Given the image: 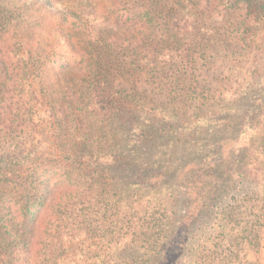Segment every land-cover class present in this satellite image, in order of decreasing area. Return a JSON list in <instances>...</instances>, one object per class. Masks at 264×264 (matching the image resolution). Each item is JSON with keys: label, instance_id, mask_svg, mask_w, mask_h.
Returning <instances> with one entry per match:
<instances>
[{"label": "rangeland", "instance_id": "obj_1", "mask_svg": "<svg viewBox=\"0 0 264 264\" xmlns=\"http://www.w3.org/2000/svg\"><path fill=\"white\" fill-rule=\"evenodd\" d=\"M0 1L1 15L15 22L0 26V42L12 36L14 42H25L31 49L30 74L17 70L8 79L0 71V196L9 202L15 184L11 179L32 175L34 157L38 164L44 160L47 164L64 162L69 155H61L70 146L86 142V132L91 143H100L98 123L89 129L66 107L59 126L55 119H43L35 99L32 101L41 77L50 88L54 84L67 91L79 88L83 93L91 89L90 77L61 67L66 58L78 56L68 44L69 40L78 41L72 27L79 21L73 11L94 13L97 21L92 26L98 28L95 24L104 19L102 12L107 6L114 5L116 14L126 17L138 0H60L54 5L41 0ZM165 1L199 12V21L214 34L212 42H205V56L197 57L196 73L207 97L205 104L183 106L166 100L168 90L158 89L146 73L121 83L129 101L152 114L161 136L153 138L139 156L132 155V144L125 148L131 159L111 165L118 181L101 169L99 156L104 158L106 151L99 154L94 147L92 152L85 151L93 157L91 164L90 159H81L84 172L100 178L103 171L111 185L87 188L88 183L80 188L85 195L73 192L74 199L66 209L74 213L64 217L73 224L64 228L70 233L58 250V255H65L58 264H264V104L254 96L264 89V18L254 19L259 3L247 7L248 11L231 8L235 19L226 20L218 0H212L209 8L198 7L194 0ZM130 24L127 22L129 29L120 31L118 43L134 42ZM50 56L47 68L32 75V61ZM119 81L115 82L118 89ZM21 95L24 101L19 100ZM163 110L172 119L163 118ZM38 111L44 109L38 106ZM200 161L226 167L216 172L218 190L211 208L191 220L187 204L193 202L194 207L205 202L187 198L189 189L204 181L206 167L201 166L200 171L196 165ZM84 177V181L89 179ZM64 194L57 191L59 196L66 197ZM157 223L164 228L153 243L166 242L167 230L178 234L173 235L160 263L157 257L151 260L146 256L152 232L149 227ZM180 248L182 255L175 261L174 252L181 253Z\"/></svg>", "mask_w": 264, "mask_h": 264}, {"label": "trees", "instance_id": "obj_2", "mask_svg": "<svg viewBox=\"0 0 264 264\" xmlns=\"http://www.w3.org/2000/svg\"><path fill=\"white\" fill-rule=\"evenodd\" d=\"M41 1L54 5L60 0ZM218 1L223 5L221 11L226 20L236 16L229 12L231 8L242 10L244 7L248 11L247 7H253L257 2L260 10L255 13L254 19L264 18V0ZM194 2L198 3V7L200 4L204 8H209L212 0H194ZM240 2L243 4L241 5ZM2 4L3 2L0 1V7ZM134 7V10L130 9L125 17L116 14L114 5L107 6L102 12L104 19L95 24L99 26L98 28L92 26L97 21L94 13L73 11L74 17L79 21L72 27L77 33L78 41L69 40L68 44L78 56L66 58L61 67L65 72L75 71L90 77L88 87L91 89L83 93L79 88H70L67 91L54 84H51L50 88L41 77L38 80V88L32 92V101L34 98L36 110L43 119L45 117L55 119L59 126L63 124L61 119L65 116L66 107L76 113L89 129L95 128V124L98 123L96 131L101 139L97 143H100L96 146V142L91 143L89 132H86L84 136L86 142L80 147L79 144L70 146L66 154L61 155L62 158L69 155L64 162L55 160V163L48 164L47 160L38 164V157L33 156L35 150H32L34 157L32 175L18 180L11 179L15 184L12 185L14 191L9 202H5L0 196V264H54L53 259L56 260L55 264H58L60 258L65 256L58 255V250L62 249L63 239L70 233L64 228L73 224L64 220L65 216H72L74 213L73 209H66L70 199H74L73 192L75 195H85L80 188L82 185L87 186L88 183L87 188L102 185L105 189L106 186L111 185L110 179L103 177V171L104 175L106 174L113 181H118L111 165L131 159V154L125 148L132 144V155L136 157L153 138L161 136L156 129L155 121L150 117L152 114L147 113L139 104L129 101L130 95H124L126 90L121 87L123 81L139 79L138 76L141 78L146 73L150 75L158 89L168 90L166 100L183 106L189 103L193 105L195 102L205 104L207 97L196 73L197 57L205 56V42H212L214 34L208 31L202 20L199 21L201 14L191 12L189 8H184L177 2L165 0H138ZM90 17H93V20ZM127 22L131 23L130 32L134 37L131 45L118 43L120 31L129 29ZM251 23L255 25V22ZM9 24L15 25V22L9 20L8 16H2L0 11V26L7 27ZM0 32L2 33L1 30ZM19 46H24V50ZM0 50L1 76L5 75L3 78L8 76L7 78L11 79L10 74H17V70H22L26 75L31 73V66L29 68L31 49L25 42H14L12 36H6L5 42H0ZM33 51L32 48V56ZM49 59L51 56L38 61L33 60L32 75L41 74L40 72L47 68L46 63ZM117 80H121L120 89L115 87ZM17 85L12 84V86ZM39 89L41 91H38ZM262 91L254 96L264 104V89ZM40 92H43V95ZM19 100L24 101L23 95ZM38 106L43 108L44 112H39ZM164 112L163 118L172 119L170 113L169 115ZM93 147L97 152L99 151V154H103L100 151H106L108 154V156L104 155V158L99 156L103 170L99 169L102 171L100 178L93 176L91 172H84L81 166L82 158L90 159L91 164L93 156L85 151L92 152ZM210 164H203L202 161L196 163L200 171L201 166L206 167L203 174L204 181L202 185L200 183L190 188L187 198L204 199L205 202H200L194 207L193 202L187 204V209L191 210V220L209 210L217 195L216 172L221 168L225 169L226 165L211 164L210 166ZM88 173H91L92 177H89L91 174ZM85 175H88L86 179L89 178L86 181H84ZM57 191L64 192L66 197L57 195ZM149 228L152 231L148 237L150 251L146 252L148 253L146 256L151 260L157 257V262L160 263L167 254V248L173 242L171 239L177 231L167 230V241L159 244L153 242L158 239V233L163 231L164 226L162 223H157ZM153 235H155L154 239ZM180 249L181 253L179 250L174 252L175 261H178L182 255V248ZM216 259L212 261L215 262Z\"/></svg>", "mask_w": 264, "mask_h": 264}]
</instances>
